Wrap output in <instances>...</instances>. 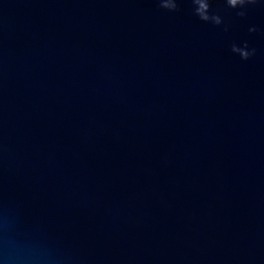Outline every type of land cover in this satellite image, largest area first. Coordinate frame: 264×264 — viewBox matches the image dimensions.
<instances>
[{"label":"water","instance_id":"water-1","mask_svg":"<svg viewBox=\"0 0 264 264\" xmlns=\"http://www.w3.org/2000/svg\"><path fill=\"white\" fill-rule=\"evenodd\" d=\"M212 7L0 0V264H264V7Z\"/></svg>","mask_w":264,"mask_h":264},{"label":"clouds","instance_id":"clouds-1","mask_svg":"<svg viewBox=\"0 0 264 264\" xmlns=\"http://www.w3.org/2000/svg\"><path fill=\"white\" fill-rule=\"evenodd\" d=\"M192 5L194 15H196L201 21L210 23L215 26L224 25V30H228V25L225 23L224 17L220 14L219 10L213 9V0H189ZM224 4L233 10H236V16L245 18L249 11L256 7H264L262 0H223ZM181 0H157L158 7L168 12H177L180 10ZM250 33H256L260 31L255 26L249 27ZM231 51L238 54L242 60H249L254 57L257 50L254 47H250L247 41L243 42L242 46L232 44Z\"/></svg>","mask_w":264,"mask_h":264}]
</instances>
